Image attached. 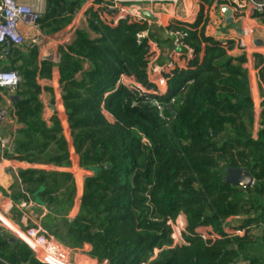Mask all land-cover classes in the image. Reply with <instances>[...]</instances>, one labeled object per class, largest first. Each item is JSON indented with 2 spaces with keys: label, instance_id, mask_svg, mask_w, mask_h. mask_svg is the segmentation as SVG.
I'll list each match as a JSON object with an SVG mask.
<instances>
[{
  "label": "trees",
  "instance_id": "1",
  "mask_svg": "<svg viewBox=\"0 0 264 264\" xmlns=\"http://www.w3.org/2000/svg\"><path fill=\"white\" fill-rule=\"evenodd\" d=\"M47 4L39 22L56 30L69 22L80 2ZM111 13L107 7L88 9L87 27L77 29L59 50L58 83L71 144L79 166L93 171L83 179L79 211L69 225L75 242L83 239L91 245L90 255L108 264H257L246 231L253 222L264 224V101L254 131L244 52L230 55V47L205 37L203 26L198 28L201 17L193 24L170 23L172 30L187 33L184 41L194 54L186 68L166 74L163 95L142 93L154 89L147 74L148 46L135 40L145 25L129 19L113 24ZM89 31L98 36L90 38ZM34 60L33 50L19 66L24 85L32 84ZM44 64L41 75L50 70ZM121 75L133 87L118 82ZM258 80L264 88V63ZM26 103L17 106L16 115L26 123L30 141L28 148L14 141L15 157L35 162L44 155L45 162L68 165L57 117L41 135L40 126L24 116ZM51 140L53 153L47 148ZM23 149L27 153L19 154ZM227 167L246 168L252 186L225 182ZM20 177L24 191L45 206L72 205L76 184L71 173L27 169ZM57 191L61 199L53 195ZM178 215L185 222V243L172 246L168 221ZM231 221L237 226L228 225ZM226 226L245 234H229ZM0 257L8 264H41L17 243L0 245Z\"/></svg>",
  "mask_w": 264,
  "mask_h": 264
},
{
  "label": "crops",
  "instance_id": "2",
  "mask_svg": "<svg viewBox=\"0 0 264 264\" xmlns=\"http://www.w3.org/2000/svg\"><path fill=\"white\" fill-rule=\"evenodd\" d=\"M21 1L37 5L34 0ZM76 1L80 2L79 8L70 13L69 22L63 27L50 30L40 22L38 28L20 24L19 30L24 38L23 43L9 48L7 53H4L3 47H0V70L13 69L18 72L20 78L17 88L13 90L0 87V107L7 111V115L0 125L1 136L7 140L6 145H0V245L7 247L17 243L21 244L24 249L30 250L23 240L11 232L10 226H16L21 230L41 228L46 237L61 248L71 264H108L107 260L99 261L90 255L91 245L89 243L83 239L75 242V230L69 227L79 211L83 179L92 175L93 171L79 166L78 155L71 144L70 130L58 83L59 50L70 44L77 29L87 27L88 9L96 10L105 7L101 0ZM43 5L46 10L47 0ZM37 6L42 8V5ZM110 10L113 18L115 11ZM145 13L147 15H145L146 20L143 24L145 29H148L149 38L154 40L156 45L155 48H152L153 51L148 49L150 57L147 74L150 82L154 85L153 81L156 80L159 87H161L159 79L167 78L166 74L170 70L186 68L188 60L191 59L189 49L194 54L193 47L188 43H185L187 48L180 47L173 50V37L168 33L169 30H172L169 27L170 23L193 24L201 17L198 25L199 30L203 26L205 37L212 38L220 44L227 43L230 47L228 50L230 55H238L242 52L234 46V41L242 39L246 42L248 48L245 51L247 60L244 67L247 72L250 95L254 102V131H256L260 104L264 101V88L258 80V70L264 63V14L246 11L243 17H238L228 0H178L177 4L156 3L148 6ZM98 17L104 18L101 12ZM89 35L90 38L98 36L92 31H89ZM200 46L203 47L204 42ZM33 50L35 51L33 64L36 65L37 71L32 84L24 85L19 66L24 64V60ZM46 61L50 65V70L44 71L41 75L40 70L46 65L44 64ZM168 62L172 63L169 68L165 66ZM160 66L164 67L161 72L158 68ZM155 67H157V71L154 70ZM13 96L15 97L13 98ZM23 101L27 102L24 112L26 120L35 126L39 125L41 135L44 130L49 131L53 128L52 118L57 117L62 135L68 145L70 160L68 165L57 166L54 163L45 162L44 155L40 157V161L35 162L23 161L15 157L18 155V150L14 146V141H19L22 144L21 147L24 148H28L25 143L30 141L28 139L30 133L25 130L26 123L24 120L18 119L16 115L17 106ZM40 134L37 132L34 136H37L42 144L43 138ZM54 147L53 141L47 146L52 153ZM25 153L27 152L23 149V152L19 154ZM27 169L71 173L76 184V191L70 208L66 207L63 202L47 207L38 198L33 199L26 193L21 183L20 173ZM41 189L39 188V190ZM61 192L57 191L53 195L61 199ZM23 195H26L27 198L24 199ZM20 200H29L32 205L22 209L18 206ZM231 224H233L232 221L228 223V225ZM0 261L8 264L1 257Z\"/></svg>",
  "mask_w": 264,
  "mask_h": 264
},
{
  "label": "built area",
  "instance_id": "3",
  "mask_svg": "<svg viewBox=\"0 0 264 264\" xmlns=\"http://www.w3.org/2000/svg\"><path fill=\"white\" fill-rule=\"evenodd\" d=\"M101 3L115 11V16L112 18L113 24H117L121 20L129 19L139 23H144L145 14L148 10V6L156 3H172L177 4L178 0H101ZM228 3L233 8L234 12H254L258 14H264V0H228ZM40 7L22 2L20 0H0V47H3L4 53L8 52V49L14 46H18L23 43L24 38L19 30L20 24H25L38 28L39 19L41 16ZM104 19V18H101ZM168 33L173 37V50L180 47L187 48V44L184 41L187 33L182 30H169ZM135 40L137 44L146 42L148 49L155 48V42L148 36V29L138 30L135 34ZM221 46L227 48L228 44L222 42ZM234 46L241 51H246L248 45L242 39L234 41ZM153 51V49L151 50ZM190 58L193 56L191 49H189ZM167 68L172 66L171 62L165 65ZM159 71L164 70L162 66L158 67ZM157 71V67L154 69ZM19 75L15 70H0V87H6L10 89L17 88L19 84ZM149 80V79H148ZM150 81V80H149ZM118 82L127 86L133 87L134 82L125 76H120ZM154 82V89L143 90L142 93L151 95H163L167 90V78L161 77L159 79L158 86L156 80ZM152 83V82H151ZM171 102L174 98L170 99ZM153 105H156L158 109L160 106L154 100ZM7 115V111L0 107V125ZM7 140L2 138L0 133V145H6ZM32 205L29 200H20L18 206L20 208H26ZM171 225V238L172 246L178 244H184V238L182 236V230L185 228V222L182 215H178L175 221H168ZM11 232L25 242L33 253L34 258L41 264H71L68 262L66 255L62 252L61 248L51 239L47 238L44 231L41 228H27L26 230L18 229L16 226L10 228ZM233 234V232H227ZM205 237L204 234H202Z\"/></svg>",
  "mask_w": 264,
  "mask_h": 264
},
{
  "label": "rangeland",
  "instance_id": "4",
  "mask_svg": "<svg viewBox=\"0 0 264 264\" xmlns=\"http://www.w3.org/2000/svg\"><path fill=\"white\" fill-rule=\"evenodd\" d=\"M22 2H24V1H22ZM34 2L37 5H40V6L42 5V8L40 9V13L42 16L46 11V10H44L45 5H43L46 3V0H34ZM42 2H43V4H42ZM245 13H246V11L245 12H237L236 14L238 15V17H243ZM243 52L245 54V51H243ZM250 186H252V185H250ZM246 216L252 217L253 214H247ZM233 224H234V226H237V223L235 221L233 222ZM225 231L226 232H233L234 235H239V236H242L245 234L244 231L238 230L237 228H233V227L232 228H225ZM246 234H247V241L249 240V243L251 244V247H252V249L250 251V255L252 257H255L258 259L257 264H264V224H261L259 222L258 223H254V222L251 223L249 225V230L246 231ZM243 263H245V262H243ZM245 264H247V262Z\"/></svg>",
  "mask_w": 264,
  "mask_h": 264
},
{
  "label": "water",
  "instance_id": "5",
  "mask_svg": "<svg viewBox=\"0 0 264 264\" xmlns=\"http://www.w3.org/2000/svg\"><path fill=\"white\" fill-rule=\"evenodd\" d=\"M145 15H147V13H145ZM14 97L15 96H13V98ZM170 107L171 105H168V108ZM223 180L227 183H230L232 186H240L242 188L249 187L253 183L252 175L244 167H227L225 169Z\"/></svg>",
  "mask_w": 264,
  "mask_h": 264
},
{
  "label": "bare ground",
  "instance_id": "6",
  "mask_svg": "<svg viewBox=\"0 0 264 264\" xmlns=\"http://www.w3.org/2000/svg\"><path fill=\"white\" fill-rule=\"evenodd\" d=\"M10 228H14V226H10Z\"/></svg>",
  "mask_w": 264,
  "mask_h": 264
}]
</instances>
